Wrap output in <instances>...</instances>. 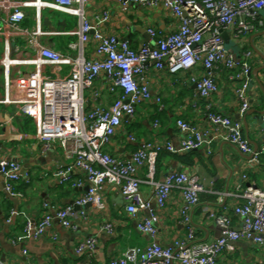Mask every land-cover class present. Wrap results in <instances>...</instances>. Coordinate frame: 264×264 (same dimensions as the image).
I'll list each match as a JSON object with an SVG mask.
<instances>
[{
	"label": "built area",
	"instance_id": "2783aa9c",
	"mask_svg": "<svg viewBox=\"0 0 264 264\" xmlns=\"http://www.w3.org/2000/svg\"><path fill=\"white\" fill-rule=\"evenodd\" d=\"M116 3L124 11H129L132 6L144 9L161 6L178 20V25L168 35L150 27L151 42L134 50L129 41L102 30L110 19L108 11L95 14L92 19L87 17L86 9L91 0H0V41L4 45L1 60L4 96L0 104L15 106L19 114L33 119L37 124L36 138L43 149L48 151L60 147L67 161L62 168L66 167L72 174L85 175L90 187L72 206L58 209L55 215L48 214L38 223L29 222L17 241L39 239L55 220L65 229H75L72 220L75 207L94 204L105 211L107 204L103 196L107 188L112 187L120 191L132 217L149 210L150 216L139 220L137 228L154 241L146 248L129 250L107 264H218V257L224 251L233 252L234 243L241 240L253 242L262 251L261 264H264V186L241 189L245 202L234 209V215L241 219L239 229L233 228L229 216L212 213L210 217L222 228L221 238L210 243H195L194 231L189 226L190 211L200 204L204 193L199 178L183 171L168 174L161 181L155 179L158 159L164 151L188 153L207 146L211 155L210 147L214 140L209 139L207 133L179 120L178 128L184 137L180 149L171 143L144 144L127 159L106 152V146L124 123L135 117L139 106L152 99L145 82L148 63L171 74L203 67L205 75L193 78V82L205 99L218 91L217 72L222 68L232 71L230 80L236 85V94L241 102L239 112L244 117L250 110L247 90L255 56L254 51L247 47L251 36L264 32V0H116ZM26 8L36 10L35 24L31 27L26 26ZM43 9L78 18L77 27L64 33L43 30ZM221 31L242 42L243 52L239 61L227 51ZM52 34L76 36L77 42L71 45L76 55L64 54L43 41L45 36ZM90 43L94 44L95 53L87 58L85 47ZM260 49L264 52V36ZM64 67H69L65 77L60 75ZM103 75L114 102L108 107L100 105L97 102L99 94L95 92L96 104L89 106L87 92ZM209 118L222 130V140L251 156L252 163L260 164L261 153L254 151L240 122L215 112H211ZM144 169H147L145 179L140 177ZM0 177L5 191L13 197H21L16 190L17 184L29 183L17 161H0ZM143 183L153 187L158 210H153L151 201L143 197ZM176 189L185 202L181 215L190 233L187 240H178L172 247H163L156 240L159 211L165 209ZM103 230L114 233L112 224L104 226ZM97 246L96 239H86L78 244L75 253L78 256L93 253ZM0 264L6 263L0 260Z\"/></svg>",
	"mask_w": 264,
	"mask_h": 264
},
{
	"label": "crops",
	"instance_id": "0c3cea01",
	"mask_svg": "<svg viewBox=\"0 0 264 264\" xmlns=\"http://www.w3.org/2000/svg\"><path fill=\"white\" fill-rule=\"evenodd\" d=\"M104 11L110 13V19L102 30L129 41L134 50H139L151 42L148 33L150 27L168 35L178 25V20L161 6L154 9L132 6L129 11H124L116 0H91L86 14L92 19L95 14ZM25 12L26 26L31 27L35 24L36 10L26 8ZM41 21L43 30L53 33L71 32L78 24V18L50 9L42 10ZM227 34L230 39L228 44L234 41L241 48L237 54L239 61L243 44ZM253 36L250 37L251 43L247 47L255 53L247 90L250 110L244 117L240 116L241 102L236 94V85L230 80L232 71L222 68L217 72L218 91L205 99L201 97L197 85L193 82V78L205 75L203 67L171 74L167 70L159 71L153 63H148L145 82L149 86L152 99L138 107L135 117L126 121L106 146L107 153L120 159L130 158L144 144L171 143L176 149H180L184 137L178 128L179 120L189 123L204 134L207 133L208 138L214 140L210 147L211 155L208 154L207 146L188 153L171 154L164 151L159 158L155 176L156 181H161L168 174L189 171L199 178L204 193L201 195L200 204L190 211L189 226L194 231L195 243H210L221 238L222 228L210 217L212 213L229 216L233 228L239 229L241 219L234 215V209L245 202L241 197V189L264 186V52L256 46L258 38L254 40L258 51L253 49ZM77 40L76 36L59 34L43 38L44 42L56 50L72 55H76V52L71 45ZM94 53L93 43L85 47L87 58L93 57ZM230 54L236 59L234 54ZM3 55L4 45L0 41V100L4 96V74L1 65ZM68 71L69 67H64L60 75L65 77ZM95 92L99 94L97 102L100 105L108 107L113 104L114 97L104 75L96 81L93 89L87 92L89 106L96 104ZM211 112L242 124L244 136L249 139L254 151L261 153L259 165L252 163V157L244 155L235 145L221 139L222 130L211 122ZM36 134L37 124L33 119L19 114L15 106L0 104V161H17L23 168L24 176L29 180V183L21 182L16 185L21 197H13L5 191L4 181L0 177L2 262L107 264L124 256L129 250L146 248L154 241V238L137 228L139 220L150 216L149 210L141 211L137 217H132L126 209L127 203L120 191L108 187L103 196L107 204L105 211L99 210L94 204L77 209L72 217L75 229H65L55 220L39 239L18 242V237L23 235L29 222L38 223L46 215H55L58 209L72 206L87 193L85 189L89 186L85 175L72 174L66 167L62 168L67 161L60 147L45 151ZM61 171H64V174H60ZM146 174L147 169H144L140 177L145 179ZM80 184L81 187L78 186ZM141 193L145 200L151 201V208L158 210L153 187L143 183ZM184 206L185 202L176 189L165 209L159 211L156 240L163 247H172L176 241L188 239L190 230L181 215ZM108 224L113 225V234L103 230ZM90 238L98 242L96 251L83 256L76 255L78 244ZM234 247L233 252L224 251L218 257V264L262 263L263 253L253 242L241 240L235 242Z\"/></svg>",
	"mask_w": 264,
	"mask_h": 264
},
{
	"label": "rangeland",
	"instance_id": "374dc122",
	"mask_svg": "<svg viewBox=\"0 0 264 264\" xmlns=\"http://www.w3.org/2000/svg\"><path fill=\"white\" fill-rule=\"evenodd\" d=\"M56 15L61 16L59 13H56ZM57 22L58 21H55V23H57ZM262 41H263V37L258 38L256 40V46L259 47ZM226 49L229 53L234 54L236 57V60L238 61L237 54L240 53L241 48L234 41H232L230 44L226 45ZM157 167H158V164H157Z\"/></svg>",
	"mask_w": 264,
	"mask_h": 264
},
{
	"label": "water",
	"instance_id": "95a60500",
	"mask_svg": "<svg viewBox=\"0 0 264 264\" xmlns=\"http://www.w3.org/2000/svg\"><path fill=\"white\" fill-rule=\"evenodd\" d=\"M221 33H222V36H223V38L225 39V42L228 44L229 43V35L226 33V32H222L221 31ZM264 36V32H262V33H258V34H255L253 37H252V42H253V45H252V47H253V49L255 50V51H258L257 49H256V47H255V45H254V40L255 39H257V38H259V37H263ZM89 189H90V187L88 186V187H86V191L88 192L89 191ZM91 205L92 204H88L86 207H91ZM85 208V207H84ZM77 209H80V207H75V211L77 210Z\"/></svg>",
	"mask_w": 264,
	"mask_h": 264
},
{
	"label": "trees",
	"instance_id": "16d2710c",
	"mask_svg": "<svg viewBox=\"0 0 264 264\" xmlns=\"http://www.w3.org/2000/svg\"><path fill=\"white\" fill-rule=\"evenodd\" d=\"M195 151V150H194ZM194 151H192V152H194ZM162 154V153H161ZM161 156V155H160ZM160 158V157H159ZM158 161H159V159H158Z\"/></svg>",
	"mask_w": 264,
	"mask_h": 264
}]
</instances>
